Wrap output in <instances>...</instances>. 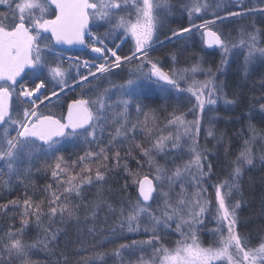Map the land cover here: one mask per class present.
<instances>
[{"label": "snow or ice", "instance_id": "snow-or-ice-1", "mask_svg": "<svg viewBox=\"0 0 264 264\" xmlns=\"http://www.w3.org/2000/svg\"><path fill=\"white\" fill-rule=\"evenodd\" d=\"M260 2L264 3V0ZM220 3L222 0H217V8ZM0 5L8 9L7 12H0V162L6 165L9 178L16 176L21 183L24 177L30 175L31 166L35 162H40L44 170L50 171L55 183V188L52 184L45 186L47 212L44 211L45 199L35 201L27 195L22 201L12 199L0 203L2 213H7L10 207L12 210L23 208L20 213L21 227L16 229L9 226L4 235L0 236V264H16L17 261L19 264H32L31 251L41 246L48 248L50 239H56V232L52 230L56 217L59 216L63 220L65 214L69 218L75 216V209L79 205L74 206L71 203L73 194L75 197H82L84 185L104 182L110 160H115V167H120L122 160L120 150L117 149L109 156V147H114L119 137L128 139L131 134L134 138L138 128L144 131L151 144L146 148L143 144L136 143L134 148L139 149L146 157L145 162L150 169H155V173L153 178H149V174L140 171L143 167L140 161H137L138 168L135 171L131 170L125 161L123 167L131 177L132 185L137 187L138 195L134 202L129 201L127 214L124 208L120 209L119 226L123 229L126 224L128 232H139L141 221L146 216L149 223L144 226V231L150 233V236L147 240H133L131 244L121 243L114 250V255L122 257L124 250L134 252L139 249L142 254L135 264H264V240L255 247L248 245V238L237 230L238 209L242 205V199L234 201L231 199L233 191L239 190L244 166L254 164L250 140L244 141V147L234 161L235 167L230 173L229 180L214 185V219L217 221V228L213 230V234H218V244L214 242L208 247L202 246L194 230L196 225L203 223L202 218L213 207L211 200L205 196L207 188L204 187L205 177H210L211 174V165H208L206 171L203 164L206 156L198 144L203 114L207 106L215 105L218 99H224L226 104H235L236 100L227 98L223 84L216 85L215 74L211 68L202 69L197 64L190 70L165 71L160 61L149 55L153 43L158 40L165 15L172 9L171 0H0ZM210 6L208 0H188L181 5L188 13L190 27L172 30L171 35H166L165 39H179L183 33L200 31L205 45L216 46L222 50L221 64L225 65L228 62L229 44L213 30V25L217 20L222 21V18L214 11L212 15L215 19H204L199 25L191 23L194 14L207 12ZM50 11L51 18L48 16ZM256 13L264 16V7L229 12L227 15ZM93 22L109 25V31L102 35H93L89 31L90 23ZM121 32L123 37L130 36L133 41L129 55L121 56L118 54L121 45L113 49L106 42L109 35L113 33L119 35ZM246 35L248 41L247 52L244 55L245 76L248 74V65L256 54L264 57V47H258L257 35L255 33ZM86 37L91 39L90 44H85ZM160 43L162 45L164 41ZM60 44L90 47L92 53L98 54L95 59H102L104 62L89 63L85 60L82 65L77 64L78 69L82 66L87 68L88 72L86 75H80L78 71L79 80L73 78L72 84H69L67 70L63 67L59 53L53 51L54 45ZM244 45L245 40L242 39L240 46ZM173 60L175 61V56ZM134 61L137 63L128 68V79L124 83L111 84L109 88L99 92L95 99L84 98L82 91L81 98L74 99L68 104L65 116L54 118L52 115L39 112L45 101L50 100V96L59 98V94L65 89L73 90L75 87L83 89L91 83L90 77L98 79V73L101 75L111 73L112 69L132 65ZM93 68L95 71H92ZM188 71L192 73L203 71L209 78L202 82L193 80L185 89L181 87V82H187ZM217 71H220L219 67ZM25 78L28 79V83L21 82ZM49 84L53 85L50 96L44 95ZM153 85L165 94H170L173 90L177 94L187 91L195 97L196 103L189 109L194 114L193 120H186L185 113L177 114L175 109L166 118L165 128L175 127V134L169 131L167 135H163L164 129H159L160 134L157 135L154 114L151 127L148 113L144 114L143 122L136 121L130 125L129 110L133 102ZM261 85L264 86V79L261 80ZM113 89L120 94L116 101L120 111L112 112V123L117 126L114 134L109 133V145L101 147L99 141L104 133L102 121L107 119L104 116L106 108L113 107L107 104ZM13 97H17L20 105H26L22 115L13 107ZM260 109L264 111V104L260 105ZM141 110V105L136 103L137 113ZM180 129H183L182 133ZM249 130L254 138L255 129L249 125ZM208 136H213L211 128L208 129ZM182 137H187L190 141L187 146L189 159L176 164L172 169L157 163L153 153L164 152L169 148V142L171 149H178ZM76 140H82L89 145L95 142L98 150L90 149L69 163L59 153L64 142ZM125 155H132V147ZM49 158H54V162L49 163ZM260 159L264 161V155H261ZM25 162L28 166L22 169L21 166ZM77 168L79 171H76ZM187 178L191 179V186L194 189L191 194L189 186L184 182ZM165 181L168 191L163 190ZM8 182L10 180L6 181ZM177 186L179 191L173 197L172 192ZM158 189L162 203L158 204L156 209H152L150 202L156 199ZM103 202L101 200L91 206L93 216ZM108 207L111 209L112 206ZM45 217L49 221L47 225L43 223ZM33 220L43 235L27 241L24 239L25 230ZM174 220H178L175 231L181 238L176 241L174 248H169L161 243L157 229L161 225L170 228ZM185 228L188 229L187 232ZM94 231V228L89 229V232ZM115 234L113 229V235ZM144 245L151 246L153 250L148 259L143 255ZM105 255L107 254L96 253V258L103 260ZM82 259L84 264H93L91 257ZM129 264H132V261H129Z\"/></svg>", "mask_w": 264, "mask_h": 264}, {"label": "trees", "instance_id": "trees-1", "mask_svg": "<svg viewBox=\"0 0 264 264\" xmlns=\"http://www.w3.org/2000/svg\"><path fill=\"white\" fill-rule=\"evenodd\" d=\"M260 3V0H258L257 4L261 5L262 3ZM48 16L51 17L52 12H50ZM255 16L256 18L262 17L260 21L261 25H263L264 16L259 14H255ZM188 26H190L189 23H181L164 35L171 34L172 30ZM213 26L224 37L232 40V42L236 41L238 24H236L235 28L222 27L225 26L222 22H216ZM259 28H261L259 29V33L262 37L264 36V26L263 28ZM92 31L95 35H102L100 27H93ZM160 37H162V35L158 38ZM184 40L182 36L179 39L174 38L168 43L166 42L149 50V55L152 58L160 59V64L164 69H168L167 67L170 65V62L179 70L188 69L191 66L192 59L195 58L193 55L199 52V50L194 38H190L183 42ZM106 42L108 43V39ZM109 45H111V43H108V46ZM110 47L112 48V46ZM125 47L126 44L124 43V45L118 49V54L121 56L129 55L130 51ZM81 53L84 58L91 60L95 58L93 55L94 53L89 50L88 52L82 51ZM198 54L196 55L198 56ZM169 55H171L172 59L167 60ZM201 55L202 60H200V63H202L203 68H211L214 70L221 64L222 52L219 56L217 52L208 49L205 50V52L202 51ZM244 55L245 51L243 50L231 51L227 56L228 62L224 65L225 70L219 78L217 77L219 84H223L224 86V93L236 100L235 104H227L226 106H220L215 109L218 115L216 118H213L212 127L214 136L218 135V141L213 143L211 138H208L202 141L203 143L199 144L200 149L204 151L206 156L205 160H207L208 165H211L212 176H214L213 178L216 181L222 178L224 172L228 171L231 173L232 169L235 167L234 161L244 147L245 140H250V147L252 150H256L255 143L257 138L259 139V132L264 137V118L262 117L263 115L260 109V105L264 104V86L261 85V80L264 79V62L262 59H260V61L252 60L248 65V74L245 76ZM173 56H175V61L173 60ZM162 61H164V63H162ZM75 71L73 75L68 76L69 83H72L73 78L78 80L79 76ZM118 71L119 69L114 68L111 73L115 74ZM79 74L82 75L81 73ZM113 79H124V74H117ZM95 80L91 81L89 85L84 86L83 89L81 87H75L73 90L67 89L62 94H59V98L52 97L51 100L45 102V104L40 107L41 110H39V112L61 115L63 109L59 107V103H66L73 99L81 98L82 91L84 98H87L89 95L93 97V94H97L99 90V86L95 84ZM52 89L53 86L52 88L48 87V91L45 92L44 95H50ZM56 90L58 91L59 89L57 88ZM88 91L90 92L87 94ZM147 98L150 100L145 101ZM175 98L176 97L158 95L155 92L149 97L147 95L139 97L138 99L142 110L136 113L139 116L136 120L133 119L134 117L136 118L135 113H132L134 116L129 119L130 123H135L136 121L143 122L145 118L141 119L140 117H145L144 114L148 113L149 123H153L152 116L154 114L156 118L155 124L157 126L162 124L169 113H172L174 109L177 113L184 110L182 106H178L180 103L178 99ZM54 101L58 103L54 104ZM132 109L136 111V109ZM249 125L255 129L254 138L253 133L249 130ZM143 143L146 142L141 141V144ZM135 144L136 142H134L133 145L128 144V148L132 147V155L126 156L125 154L129 150L125 151L120 167H115V165L109 163V170L106 173L104 182H94L92 185H84L82 197L78 198L73 194L71 203L74 206L79 205V207L75 209V216L69 218L67 214H65L63 220H61L59 216L56 217L55 223L52 225V230L56 232V239L50 241V246L48 248L41 246L31 251L30 259L32 264H65V257H67V264H84V259L82 258L87 257L92 258L93 264H115V262L119 260L128 261V263L129 261L135 262V258H138L139 253H141L139 249L134 252L131 250H124L122 257L114 255V250L118 248L121 243L131 244V240L128 239L129 236L138 237L140 235L139 232H133L135 233L134 235L133 233L131 235L125 234L126 230L123 231L117 222L120 209L124 208L125 214H127L129 201L134 202L138 195L137 187L132 185L131 177L128 176L123 167L126 161L128 167L135 171L138 168L137 161L144 164L145 161L142 159L143 157L138 153L139 150L133 148ZM86 149H88V147H86L85 144L77 142L73 145H65L60 154L70 163L72 160H76L80 155H83ZM262 149L264 150V146H262ZM258 150L259 148L257 151ZM109 152H112L111 146L108 149V154H110ZM53 162L54 158H49V163ZM261 162L264 165V161H260V163ZM22 166L23 168L27 167V162ZM140 171L150 175V172L144 170V167H142ZM2 179L0 180V203H6L12 199H20L22 201L27 195L28 197H32L35 201L45 199L44 211L47 212V193L45 192V186L52 184L53 188H55V183L52 180L50 171L44 170L40 162H35L31 166L30 175L24 177L23 183L16 177L15 180H13L16 184L8 187L2 185ZM239 185L238 192L241 195L243 205L246 204L245 216L249 219L248 223L245 224L246 227L244 228L241 225L240 230L246 231L247 233L248 231L257 232L264 226V166H258L256 162L252 166L245 165ZM101 200L104 202L100 204L98 210L93 209L96 211V215L93 216L92 210H90L91 206ZM152 202L153 201H151V203ZM108 205L112 206L111 209H113L114 212L109 209ZM22 211V207L15 210H12L10 207L7 213L0 212V236L4 235L9 226H14L16 229L21 227L20 213ZM43 223L45 225L49 223L47 217L44 218ZM90 228H94L95 231L89 232ZM113 229H115V236L113 235ZM166 234L162 235L161 239L171 240L172 237ZM38 235L42 236L43 233L37 228L33 220L25 230L24 239L27 241L35 240ZM96 253H106L107 255L104 256L103 260H100L96 258ZM129 254H131L130 257ZM135 254L136 256L132 257ZM16 264H19V262L17 261Z\"/></svg>", "mask_w": 264, "mask_h": 264}, {"label": "rangeland", "instance_id": "rangeland-1", "mask_svg": "<svg viewBox=\"0 0 264 264\" xmlns=\"http://www.w3.org/2000/svg\"><path fill=\"white\" fill-rule=\"evenodd\" d=\"M257 1L258 0H222V3H220L219 8H217L216 7L217 0H208L209 4L211 6L208 8L207 12L200 13V14H194L191 23L199 25L200 23L203 22L204 19H215V17L212 15V13L215 11L217 13V15H219L222 18V21L221 20H217L216 22H222L223 24H225V26H222V27H231V28L233 27V28H235L236 24H238V26H237L238 27V29H237L238 33H237V36H236L237 39L234 42H232V40L228 39L227 37H224L223 35H221L218 32V30L213 26V30H215V31L217 30L218 34H220L228 42L229 48H230V51H229L228 55L231 53V51H242L243 50L246 53L247 52V41H248V37L246 35L247 33H255L257 35V45H258V47H264V36L261 37V35L259 33V29H261L259 27L263 28V26H264V24L261 25V21H260L262 17L256 18L255 14H247V15H241V16H228L227 13H229V12L247 11L248 8H257L258 9V8L264 7V3H262V4L260 3L261 5H258ZM187 2H188V0H171L172 9H171L170 12H168L165 15L163 27L160 29V31L158 33V37L161 36V35H162V37L158 38V40L155 43H153L152 48L161 45L160 41H164V43L170 42V40H166L165 39L166 35H164L169 30H171L174 27L180 25L181 23H185V24L189 23L190 24L189 16H188L187 11H184L182 9V7H181V5H183V4L187 3ZM2 9H5V10L1 11V12H7L8 11V9H6L5 6L0 5V10H2ZM37 14H39V13H37ZM256 14H258V13H256ZM197 17H199V18H197ZM257 20H258V22H257ZM90 25L92 27H96V26L100 27V31H102V34H104L106 31H109V27H110L109 25L101 24L100 22H93V23H90ZM188 27H190V26H188ZM244 28H248V29H244ZM192 33L193 34L183 33L181 35L182 39H185V40H188L190 38H194L196 40L195 41L196 42V46L198 47V50H199V52H196V54L199 53L198 56L196 54L193 55L195 58L192 59L191 66L188 69L190 70L194 65H197V64L202 69H206V68H203L202 67V63H200V60H202L201 59L202 58V55H201L202 51L205 52V50L210 49L211 51L213 50L214 52H217V55L220 56V53L222 52V50L217 48L216 46L208 47L207 45H205L203 43V39H202V35H201L200 31L193 30ZM93 35H95V34L93 33ZM170 35L171 34H168L167 36H170ZM121 37H123V33L122 32L119 35H117L115 33H113L112 35H109L107 37L108 43H111V45H109V47L112 46L113 49H116L117 45L123 46L124 43H125L126 44L125 48L129 49V51H130V49L133 46V41L131 40V37L130 36L123 37V38H121ZM172 39H174V38H172ZM242 39L245 40V45L243 47L240 46V42H241ZM185 40L183 42H185ZM232 45H236V47H232ZM167 51H170V50H167ZM129 54H130V52H129ZM93 55H94V57H96L98 54L94 53ZM63 56H64V58L60 57V54H59L60 60L63 61L62 62L63 66L66 65L64 68L67 70V77L70 76V75H73V72L75 70H76L75 71L76 74L79 71V73H81L82 75H86L87 72H88L87 68H84V67L81 66L78 69L76 67L77 64H81L82 65V62L85 61V60L89 61V63H103L104 62L102 59L96 60L95 58H93L91 60V59H88V58H85V59L83 58L80 61L79 60L78 61L71 60V62H75V64H73V66H72V65H67L66 61H69V60L65 59L66 55H63ZM170 59H172L171 55H169V57H168V60H170ZM260 59H262V61L264 62V57H261L257 53L255 58L253 59V61H256V60L260 61ZM135 63H137V62L134 61L132 65H125L123 68H120L119 71L117 73H115V74L108 73V74L101 75V74L98 73L97 74L98 79H96V80L90 77L89 78L90 81L95 80V84H98V86H99V90L97 91V94H95V95L93 94V97H91V98L95 99L99 92H101L104 88H109L111 84L119 85V84L124 83L128 79V68L130 66H134ZM68 66H72L73 68L72 67H68ZM218 67L220 68V71H217ZM167 68L168 69H164V68L163 69L165 71L166 70L170 71L172 69L179 70L177 67L173 66V64L171 62H170L169 67H167ZM224 70H225V66L222 65V64H219L216 67V69L213 70V73L215 74V83H216L217 86L220 85L218 78H219L220 75H222ZM92 71H95V69L93 68ZM117 74H124V79H116V80L113 79L115 77V75H117ZM187 77H188L187 82H181V87H183L185 89H187L189 84H192L193 80L202 82V81H204V80L209 78L208 75L205 72H203V71H198L196 73H192L191 71H188L187 72ZM78 80H79V78H78ZM21 82L22 83H25V82L28 83V79L25 78V80H23ZM70 84H72V83H70ZM52 86H53L52 84L48 85L49 88H52ZM18 89H19V85H17V90ZM65 90H67V89H65ZM89 92L90 91H88L87 94ZM154 92L156 94H158V95L176 97L175 99H178V102L180 103V104H178V106L180 105V106H182V108H184V110H182L179 113H185V118L188 121H191V120L194 119V114L189 111V109L196 103L195 97H193L191 95V93H189L187 91H184V92H181V93L177 94L173 90V91H171L170 94H165V93L161 92L157 86L153 85L152 88H150L144 95H141L139 97L146 96V95L149 97V96L153 95ZM226 95H227L228 99H232L228 94H226ZM139 97L136 98V100L133 102V104H132V106H131V108L129 110V119L133 118L134 115L132 113H135V116H136V118L134 117L133 119L136 120L139 117L136 114L137 111H134L132 109V108L136 109V103L140 104V101L138 99ZM51 98L52 97L50 96V100H51ZM87 98H89V96ZM119 98H120L119 92L117 90L113 89L110 92V99L107 100V104L112 105L113 107L106 108L104 116L107 117V119L102 121V123L104 124V133H103L102 139H100V141H99V146H101V147L109 145V139H110L109 133H113L114 134V132H115V127L117 125L115 123H112V112H113V110H115L117 112L120 111V108L116 106V101ZM73 100H71L69 102L71 103ZM149 100L150 99L147 98L145 101H149ZM57 103L58 102L54 101V104H57ZM226 105L227 104L225 103L224 99L221 98V99L217 100V103L215 105L207 106V110L203 114V122H202V126H201V129H200V132H199V136H198V144L203 143L202 141H204V140H206L208 138H211L213 143L218 141V135L214 136V131H213V127H212V125H213L212 121H213V118H216L217 115H218L216 113L215 109L220 107V106L223 107V106H226ZM24 107H26V105H23L21 108H19L17 110V111H19L21 113V115H22ZM54 107H55V105H54ZM179 113H177V114H179ZM261 113L263 115L262 117L264 118V112L261 111ZM61 114L64 115V112H61ZM13 115L15 116V112H13ZM165 124H166V119H165L164 122H162V124H160L158 126L155 124L156 128H157L156 134L157 135L160 134L159 129H164L163 135H167L169 131H171V132H173L175 134L176 128L175 127L165 128ZM130 125H131V123H130ZM151 126H152V123L150 122L149 123V127H151ZM209 128H211V130L213 132V136H208V129ZM180 131L182 133L183 129H180ZM99 135L100 134L98 133V136ZM141 141L142 142H146V143H143L144 147H146V148L150 147V144H151L150 139L146 137L144 131H142L141 128H138L134 138L132 137L131 134H129L128 139H124L123 137L117 138V142H116L115 146L111 147V151L112 152L111 153L109 152L110 153L109 156H112V154L114 153L113 151H115V150H117L119 148L120 155L122 157L121 161H123L125 151L129 150L128 144L133 145L134 142L141 143ZM77 142L85 144L82 140H76V141H71V142L66 141V142H64L63 147H65V145H73L74 143H77ZM189 143H190V141H188L187 137H182L181 146L178 149H171L170 142H169V148L165 149L164 152H159V153L154 152L153 155H154L157 163H159L162 166L167 167L168 169H172V168L175 167L176 164H181L184 160L189 159V153L187 151V146H188ZM255 144H256L255 147L257 149L259 148V150L258 151H257V149L253 150L254 151L253 152L254 163L255 162L258 163V166H264L262 164V162L260 163V161H261L260 156L264 155V150L262 149V146H264V137L262 136V134L260 132H259V139L257 138V141H256ZM76 145H78V144H76ZM85 145H86V147H88V149H86V151L90 150V148H91V150H98V145L95 142L90 144V145L89 144H85ZM63 147L61 149V152L63 150ZM138 153H139V155H141L143 157L142 159H144V161H146V157H144L141 154L140 151ZM109 163H111L112 165H115L116 161L115 160H110ZM203 164H204L205 170L207 171V168H208L207 160H204ZM143 167H144V170H148L150 172L149 176L151 178H153L154 173H155V169L154 168L150 169L146 162H144ZM21 168L23 169V166ZM76 171H79V168H77ZM229 174L230 173L228 171L224 172V175L222 176L221 179H219V181L218 180L216 181L213 178L214 176H212V172L210 174V177H205L204 187L207 188V192L205 193V196L208 199L211 200V203H212L213 207H212V210L209 213H207L202 218L203 219V223L199 224V225H196L195 228H194V230L197 232V236H198V239H199L200 243L204 247H208V246L212 245L214 242H217V244H218V234L217 235L213 234V230L217 228V221H216V219H214V212H215V188H214V185L216 183H221V182H223L225 180H229V178H230ZM0 177L3 178V179L0 178V180L2 179V185L3 186L11 187V186L16 184V182L13 181V180H15L16 176H12L11 178H9L7 167H6V165L3 162H0ZM9 180H10V182L6 183V181H9ZM184 182L189 186V194H191V192L194 190L192 188V186H191V179L187 178ZM163 190L164 191H168V185H167L166 181H165V183L163 185ZM226 190L227 189H225V191ZM178 191H179V186H177L175 191L172 192V196L174 197L176 195V192H178ZM231 199L234 201L236 199H242V198H241L240 193L237 190H234L233 191V196H232ZM161 203H162V198L159 195V189H158V192H157V195H156V199L151 203L152 209H154V208L156 209L158 204H161ZM245 208H246V204L243 205V201H242V205H241L240 209H238L239 223H238V226H237V230L242 236H246L248 238V245L250 247H255L262 240H264V226L262 227V229H260L257 232L256 231L255 232H249L248 231V233H247L246 231H243V230L241 231L240 230L241 225L245 228L246 227L245 224H247L248 220H249L247 218V216H245L246 215ZM110 210L114 212L113 209H110ZM117 222L119 223V217L117 218ZM177 222H178V220L172 221L170 228H165L163 225H161L157 229L158 234L160 235V237L162 235L166 234V233H167L166 235H169V236L172 237L173 240L172 239L171 240H169V239L162 240L161 239V243L163 245L169 247V248H174L175 244H176V241L181 238L179 233H177L175 231ZM148 223H149L148 218L145 216L142 219V221H141V226H140V230H139L140 235L138 237L135 236L137 238H135L134 236H129L128 239H130L131 242L133 240H137V241L147 240L149 238V236H150V233H145L144 226L147 225ZM122 230L123 231L126 230L125 234H127V235H131L133 233V232H128L127 231V225L126 224H125V226H124V228ZM225 230H226V226H225ZM187 231H188V229L185 228V232H187ZM134 234L135 233H133V235ZM50 241H51V239H50ZM157 246H159V245H157ZM142 247H143V255H144L145 259H148L149 257H151L152 251H153L152 247L151 246H147V245H144ZM141 254L142 253H139L138 258L141 256ZM130 256H131V254H129V257ZM135 256H136V254L133 255L132 257H135ZM138 258H135V261ZM115 264H121V260L116 261ZM123 264H129V263H128V261L126 262V261L123 260ZM132 264H135V262H132Z\"/></svg>", "mask_w": 264, "mask_h": 264}, {"label": "bare ground", "instance_id": "bare-ground-1", "mask_svg": "<svg viewBox=\"0 0 264 264\" xmlns=\"http://www.w3.org/2000/svg\"><path fill=\"white\" fill-rule=\"evenodd\" d=\"M7 9V8H6ZM5 9H2V10H0V12L1 11H4ZM52 17V16H51ZM51 17H49V18H51ZM92 26L90 25V27H89V31H91L92 30ZM86 44V43H85ZM87 45V44H86ZM86 49H88V47H86L85 45H84V49H82V50H76V49H70L68 52H67V54H66V56H65V59L66 60H69V61H66L67 62V65H72L73 66V64H75V62H71V60H74V61H80V60H82L84 57L82 56V51H84V50H86ZM151 49H153V48H151ZM53 51L54 52H56L57 51V48L55 47V45H54V49H53ZM75 52V53H74ZM60 57H63L64 58V56L63 55H60ZM59 57V58H60ZM85 59V58H84ZM160 60V59H159ZM168 60V59H167ZM63 62V61H62ZM161 62V61H160ZM162 63H164V61H162ZM66 66V65H65ZM65 66H63V67H65ZM72 66H68V67H72ZM169 67V66H168ZM73 68V67H72ZM167 71V70H166ZM26 83V82H25ZM70 84V83H69ZM59 92V91H58ZM89 97L91 98V96L89 95ZM41 99H43V97L41 98ZM15 102L17 103L18 101L17 100H15ZM45 102H47V101H45ZM70 102L68 101V102H66V103H59V107L61 108V109H63V111L62 112H64V115H52V114H50V113H46V112H41V113H43V114H46V115H52L54 118H60V117H62V116H65L66 114H67V106H68V104H69ZM39 110H41V108H39ZM141 119H143V118H145V117H143V116H141L140 117Z\"/></svg>", "mask_w": 264, "mask_h": 264}, {"label": "water", "instance_id": "water-1", "mask_svg": "<svg viewBox=\"0 0 264 264\" xmlns=\"http://www.w3.org/2000/svg\"><path fill=\"white\" fill-rule=\"evenodd\" d=\"M55 46L59 47L60 49H64V50H70V49L82 50V49H84V45H79V44H73V45L60 44V45H55ZM149 178H151V177L149 176ZM137 194H138V191H137Z\"/></svg>", "mask_w": 264, "mask_h": 264}, {"label": "flooded vegetation", "instance_id": "flooded-vegetation-1", "mask_svg": "<svg viewBox=\"0 0 264 264\" xmlns=\"http://www.w3.org/2000/svg\"><path fill=\"white\" fill-rule=\"evenodd\" d=\"M86 52H88L87 50H85ZM15 100H17V97H13L12 99V104H13V107L18 110L19 108H21L23 105H20L18 102L16 103Z\"/></svg>", "mask_w": 264, "mask_h": 264}, {"label": "built area", "instance_id": "built-area-1", "mask_svg": "<svg viewBox=\"0 0 264 264\" xmlns=\"http://www.w3.org/2000/svg\"><path fill=\"white\" fill-rule=\"evenodd\" d=\"M91 43V39L89 40V44Z\"/></svg>", "mask_w": 264, "mask_h": 264}]
</instances>
